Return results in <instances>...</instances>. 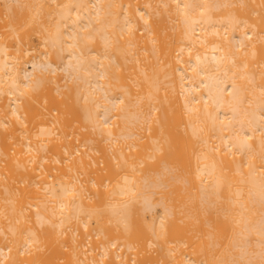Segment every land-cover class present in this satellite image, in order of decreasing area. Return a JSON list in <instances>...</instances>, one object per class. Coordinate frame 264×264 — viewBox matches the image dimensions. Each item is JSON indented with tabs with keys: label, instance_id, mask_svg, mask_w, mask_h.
<instances>
[{
	"label": "bare ground",
	"instance_id": "obj_1",
	"mask_svg": "<svg viewBox=\"0 0 264 264\" xmlns=\"http://www.w3.org/2000/svg\"><path fill=\"white\" fill-rule=\"evenodd\" d=\"M0 218V264H264V0H0Z\"/></svg>",
	"mask_w": 264,
	"mask_h": 264
},
{
	"label": "rangeland",
	"instance_id": "obj_2",
	"mask_svg": "<svg viewBox=\"0 0 264 264\" xmlns=\"http://www.w3.org/2000/svg\"><path fill=\"white\" fill-rule=\"evenodd\" d=\"M158 199H159V195H157V196L154 197V200H155L156 202H158ZM3 220H4L5 222H6V221L8 222V223L6 222V225H9V221L7 220V218H4V219H3V218H2V219L0 218V228H2V225L5 226V222H3ZM2 223H4V224H2ZM1 224H2V225H1ZM0 233H1V236L3 237L4 234L2 235L1 230H0ZM7 236H8V238H9L11 235H10V236L7 235ZM7 236H6V237H7ZM10 239H11V238H10ZM10 239H9V240H10ZM7 240H8V239L6 238V239H5L6 243L9 241V240H8V241H7ZM10 242H11V241H10ZM10 242H8V243H10Z\"/></svg>",
	"mask_w": 264,
	"mask_h": 264
}]
</instances>
